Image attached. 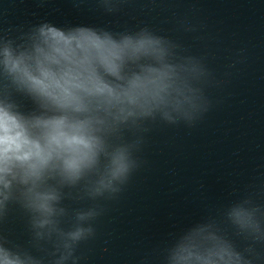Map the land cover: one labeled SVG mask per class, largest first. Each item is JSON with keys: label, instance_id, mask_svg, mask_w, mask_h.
<instances>
[{"label": "clouds", "instance_id": "obj_1", "mask_svg": "<svg viewBox=\"0 0 264 264\" xmlns=\"http://www.w3.org/2000/svg\"><path fill=\"white\" fill-rule=\"evenodd\" d=\"M122 3L97 0L109 14ZM210 77L200 57L148 26L41 21L0 34V226L18 209L31 233L23 245L0 230V264H80L77 248L104 209L91 203L66 222L69 190L81 201L115 198L140 167L146 125H193L210 107ZM234 237L264 242V207L240 199L180 230L162 264H252L251 244Z\"/></svg>", "mask_w": 264, "mask_h": 264}, {"label": "water", "instance_id": "obj_2", "mask_svg": "<svg viewBox=\"0 0 264 264\" xmlns=\"http://www.w3.org/2000/svg\"><path fill=\"white\" fill-rule=\"evenodd\" d=\"M41 21L113 32L148 26L211 73L208 111L191 126L147 124L140 167L115 198L81 201L69 190L66 222L91 203L104 209L94 237L77 248L80 264H162L180 230L240 199L264 207V0H123L111 14L97 0H0V34L15 37ZM0 230L14 243L31 241L18 209ZM234 240L251 244L252 264H264V242Z\"/></svg>", "mask_w": 264, "mask_h": 264}]
</instances>
